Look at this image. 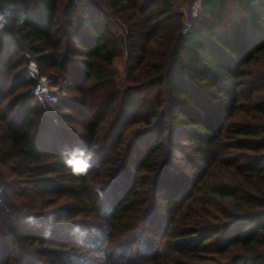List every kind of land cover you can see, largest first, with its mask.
I'll return each mask as SVG.
<instances>
[{
    "label": "trees",
    "instance_id": "obj_1",
    "mask_svg": "<svg viewBox=\"0 0 264 264\" xmlns=\"http://www.w3.org/2000/svg\"><path fill=\"white\" fill-rule=\"evenodd\" d=\"M0 10V264H264V0H200L185 26L172 0ZM25 48L68 94L40 98Z\"/></svg>",
    "mask_w": 264,
    "mask_h": 264
},
{
    "label": "rangeland",
    "instance_id": "obj_2",
    "mask_svg": "<svg viewBox=\"0 0 264 264\" xmlns=\"http://www.w3.org/2000/svg\"><path fill=\"white\" fill-rule=\"evenodd\" d=\"M174 7L176 10L182 13V25L185 26L191 17L195 16L193 15L196 8V3L198 0H172ZM122 27V26H121ZM120 26L115 27L116 34L119 36L120 41L122 43V53L115 57L113 60V67L116 69V76L115 81L117 84H120L125 81L127 77V69L125 67V60H126V42H125V35L123 27ZM24 55L27 57V66L29 69V63L30 61H34L32 53L25 48L24 49ZM35 62V61H34ZM36 64V62H35ZM36 85L34 87V91L38 94H40V98L46 99L47 97L56 96L57 94H68L63 92V86L61 84H56V76L52 72H45L40 73L38 71L37 65H36ZM5 166L0 164V186H3V174L9 173L7 171ZM11 174V173H9ZM3 194H8L7 192H4ZM9 196H12L11 193H9Z\"/></svg>",
    "mask_w": 264,
    "mask_h": 264
},
{
    "label": "clouds",
    "instance_id": "obj_3",
    "mask_svg": "<svg viewBox=\"0 0 264 264\" xmlns=\"http://www.w3.org/2000/svg\"><path fill=\"white\" fill-rule=\"evenodd\" d=\"M11 13L6 10H0V28L8 22V17ZM61 154L64 157L65 164L72 169L73 174L83 175L87 172L88 168L92 166V154L87 152V150L79 145H72L71 147L65 146L61 150ZM80 162L84 165L82 170H77L76 164ZM49 219H54V217H49ZM32 218H29V222ZM50 234V233H48ZM69 235L83 237L87 235V232L82 229L79 225H73L69 231ZM97 264H125L123 261H113L108 255L103 252L97 255Z\"/></svg>",
    "mask_w": 264,
    "mask_h": 264
},
{
    "label": "built area",
    "instance_id": "obj_4",
    "mask_svg": "<svg viewBox=\"0 0 264 264\" xmlns=\"http://www.w3.org/2000/svg\"><path fill=\"white\" fill-rule=\"evenodd\" d=\"M199 4H200V0H198V2L196 3V8L199 7ZM196 12H197V9H195L193 15H195ZM36 72L37 71H36V64H35V62L34 61H30V63H29V73H30V75L33 76V77H35ZM2 189H3V186L1 185L0 186V192L2 191Z\"/></svg>",
    "mask_w": 264,
    "mask_h": 264
},
{
    "label": "snow or ice",
    "instance_id": "obj_5",
    "mask_svg": "<svg viewBox=\"0 0 264 264\" xmlns=\"http://www.w3.org/2000/svg\"><path fill=\"white\" fill-rule=\"evenodd\" d=\"M76 167H77V170H82L84 165L80 162H77Z\"/></svg>",
    "mask_w": 264,
    "mask_h": 264
}]
</instances>
